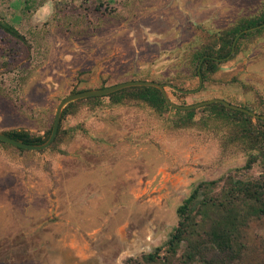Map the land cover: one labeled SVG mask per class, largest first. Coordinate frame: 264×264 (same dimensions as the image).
Wrapping results in <instances>:
<instances>
[{"label": "rangeland", "instance_id": "1", "mask_svg": "<svg viewBox=\"0 0 264 264\" xmlns=\"http://www.w3.org/2000/svg\"><path fill=\"white\" fill-rule=\"evenodd\" d=\"M263 8L264 0H0V20L25 37L0 30V132L44 136L67 96L135 80L163 81L181 106L223 99L264 113V32L241 41L215 80L182 71L190 48ZM175 117L104 99L63 121L73 132L65 154L0 146V264H124L163 245L193 186L247 158L223 153L208 131L175 130ZM261 173L259 162L244 178ZM244 236L242 256L227 264H264V216Z\"/></svg>", "mask_w": 264, "mask_h": 264}, {"label": "trees", "instance_id": "2", "mask_svg": "<svg viewBox=\"0 0 264 264\" xmlns=\"http://www.w3.org/2000/svg\"><path fill=\"white\" fill-rule=\"evenodd\" d=\"M27 9L30 8L27 4ZM254 29V30H253ZM0 30L25 41L18 29L0 20ZM264 32V8L258 16L243 17L232 25L214 33L207 43L198 44L185 55V76H194L202 83L213 80L222 64L234 57L241 41L253 40ZM215 80V79H214ZM164 84L160 80H152ZM103 88V87H102ZM187 95L188 92H180ZM184 93V94H182ZM104 99L112 106H137L153 110L159 115L174 111V129H200L218 139L223 153H242L246 158L241 168L229 170L213 180H200L189 196L177 208L178 222L167 241L153 252L139 258L129 257L124 264H227L240 259L246 244L244 232L253 220L264 216V120L233 110L221 103H212L192 110H180L167 104L161 91L155 87L137 86L125 88L105 97L81 99L68 104L61 115L59 131L52 145L42 151H28L0 142L5 149L24 153L51 151L65 154L62 145L73 137L72 130L62 128L63 121L75 115L82 107L96 108ZM186 105V104H185ZM244 107V106H243ZM245 109L255 111L245 106ZM260 115L264 113L255 111ZM54 121L44 136L27 131H3L11 138L26 144L45 143L52 131ZM262 165L258 178L245 179L256 163Z\"/></svg>", "mask_w": 264, "mask_h": 264}, {"label": "water", "instance_id": "3", "mask_svg": "<svg viewBox=\"0 0 264 264\" xmlns=\"http://www.w3.org/2000/svg\"><path fill=\"white\" fill-rule=\"evenodd\" d=\"M137 86H149V87H155V88L159 89L161 91L163 97L165 98L167 104L170 105L172 108H175V109L192 110V109H197V108H200V107H203L205 105L212 104V103H221L230 109L242 111V112H245V113L249 114L250 116H252L256 119H263L264 120V115L256 114V113H254L248 109L234 105V104H232L226 100H223V99H211V100H206V101H203V102H200L197 104H193V105H189V106H181V105L175 104L174 102H172L170 100V98L168 97V94L165 90L164 84H159V83L154 82V81L135 80V81L124 82V83L116 84L113 86H109V87H105V88H101V89H97V90L81 91V92H78L75 94H71V95L67 96L66 98H64L59 103V105L56 109L51 134H50L48 140L43 144H39V145L26 144L22 141L11 138L10 136H8L4 133H1V132H0V142L6 143L8 145L14 146V147L22 149V150H28V151H42V150L48 149L57 137L59 127H60V122H61V115H62L64 108L68 104L75 102V101H78V100H81V99L105 97V96H108L112 93L120 91L122 89L130 88V87H137Z\"/></svg>", "mask_w": 264, "mask_h": 264}]
</instances>
